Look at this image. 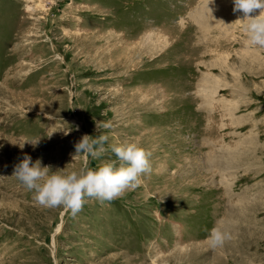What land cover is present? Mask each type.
I'll use <instances>...</instances> for the list:
<instances>
[{
	"label": "rangeland",
	"instance_id": "rangeland-1",
	"mask_svg": "<svg viewBox=\"0 0 264 264\" xmlns=\"http://www.w3.org/2000/svg\"><path fill=\"white\" fill-rule=\"evenodd\" d=\"M233 7L0 0V264H264V48ZM105 134L151 153L111 202L73 217L12 177L25 155L96 169L114 154L85 161L74 145ZM214 226L233 234L222 248Z\"/></svg>",
	"mask_w": 264,
	"mask_h": 264
},
{
	"label": "clouds",
	"instance_id": "clouds-1",
	"mask_svg": "<svg viewBox=\"0 0 264 264\" xmlns=\"http://www.w3.org/2000/svg\"><path fill=\"white\" fill-rule=\"evenodd\" d=\"M233 5V12L242 14L234 23L241 24L248 46L264 48V0H233ZM209 11L211 13V9ZM103 127L108 129L111 124L104 123ZM108 139L107 134L95 138L84 135L74 145L73 158L83 156L85 161L89 157L99 160L109 151L114 154L115 159L103 161L96 169L85 163L79 171L61 175L59 173L63 170L52 171L51 165L42 166L39 159L33 163L31 157L25 155L14 166L12 177L26 191L33 193L38 205L63 207L75 217L82 210L86 198H93L101 204L111 202L127 190L140 186L142 177L152 172L149 151L136 143L110 144L106 147ZM39 140L25 143L35 147ZM233 238L226 228L214 226L209 230L207 243L212 249L222 248Z\"/></svg>",
	"mask_w": 264,
	"mask_h": 264
}]
</instances>
